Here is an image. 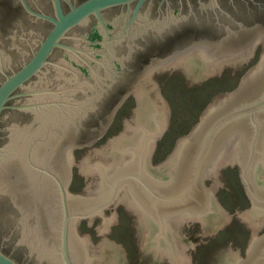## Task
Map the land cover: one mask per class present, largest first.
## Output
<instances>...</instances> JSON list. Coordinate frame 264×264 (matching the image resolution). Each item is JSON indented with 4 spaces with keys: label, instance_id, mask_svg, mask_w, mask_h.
<instances>
[{
    "label": "water",
    "instance_id": "water-1",
    "mask_svg": "<svg viewBox=\"0 0 264 264\" xmlns=\"http://www.w3.org/2000/svg\"><path fill=\"white\" fill-rule=\"evenodd\" d=\"M51 1L54 16L20 0L33 22L49 21L52 27L0 85V264H119L126 260L124 244L90 246L92 241H81L78 231L81 219L101 214L115 202L142 211L145 251H159L156 263L168 248L170 264H192L186 251H197L195 246L169 223L180 228L178 223H203L207 218L202 237H215L218 226L229 225L230 214L206 185L221 157H227L224 166L240 165L252 208L242 223L263 229L264 53L233 91L212 99L200 122L178 141L172 157L154 167L155 141L164 137L170 105L159 86L141 88L139 82L147 85L151 72L167 69L162 66L177 55L153 60L138 74L134 60L152 43L182 33L184 26L213 22L216 41H205L207 50L198 52V58L182 57L173 70L187 66V74H196V83L220 78L221 71L250 60L248 55L232 56L264 40V29L248 28L211 2L152 10L149 4L144 7L151 0H87L66 12L61 0ZM132 3L134 12L114 19L107 28L103 11ZM93 15L101 25L99 46L85 35ZM56 50L62 54L59 66L34 83L27 102L13 113L9 103L16 92L40 75ZM135 94L142 104L139 119L128 121V135L116 140L108 154L99 151L98 159L81 164L90 198L72 195L70 151L82 147L87 130L94 135L88 145L103 136L118 107ZM20 111L27 121L18 119ZM116 220L113 215L99 220V231L107 234L109 223L115 225ZM249 247L247 257L236 264H264V233Z\"/></svg>",
    "mask_w": 264,
    "mask_h": 264
},
{
    "label": "rangeland",
    "instance_id": "rangeland-1",
    "mask_svg": "<svg viewBox=\"0 0 264 264\" xmlns=\"http://www.w3.org/2000/svg\"><path fill=\"white\" fill-rule=\"evenodd\" d=\"M260 51L255 60L221 71L220 78L196 83V74H187V66L173 70L181 57L168 65L167 69L159 73L151 72L147 85L139 82L141 88L159 86L158 92L170 105L164 137L155 141L152 167L172 157L178 141L190 134L200 122L213 98L230 93L240 84L246 73L259 63ZM139 104L142 102L136 94L129 96L112 126L109 142L105 145L101 141L93 148L108 154L110 147H116L115 141L128 135V121L133 123L139 119ZM98 158L72 159L76 180L72 195H80L76 191L85 192L86 175L81 164ZM220 162V167H217L216 173L214 171L206 185L215 192L216 201L230 214L229 225L218 226L215 237H202L204 223H178L180 228H176V223H169L172 231L184 232V241L192 242L195 246L197 251H186V255H192V264H223L224 258L230 255V244L239 248L246 247L250 245L251 239L261 235L260 229H254L256 223H242L243 215L252 208L239 163L224 166L227 157H221ZM215 183L217 186L213 188ZM128 206L130 203L118 206L116 224L109 223L107 234L99 231L97 220L92 229L87 228L81 232V241H92L90 246L111 241L112 246L124 244L126 260H121L119 264H170L165 251L168 248L161 252V263H156L159 251H145L146 238L141 230V212L129 209ZM115 208L110 207L107 215L109 212L112 215ZM212 247H223L224 250Z\"/></svg>",
    "mask_w": 264,
    "mask_h": 264
},
{
    "label": "flooded vegetation",
    "instance_id": "flooded-vegetation-1",
    "mask_svg": "<svg viewBox=\"0 0 264 264\" xmlns=\"http://www.w3.org/2000/svg\"><path fill=\"white\" fill-rule=\"evenodd\" d=\"M39 1L41 3H38L37 0H28L34 11L41 13L43 12L46 15L54 16V6L52 4V1ZM85 1L87 0H61L63 9L66 12L70 11L73 6H78ZM200 2L204 4L211 2V4L221 6L230 14L234 15V17L240 20L248 28H254L255 26H258L264 29V0H151L146 3L144 7H147L149 4L152 10H157L160 6L164 9L168 6L184 7L185 9H187L189 4L194 3L195 5ZM135 6L136 3H132L131 5H121L119 7L110 8L103 11L102 16L104 19V24L107 26V28H112L114 19L124 15H131L134 12ZM144 7L142 8V10L144 9ZM32 17L35 18L34 16ZM51 27L52 23L49 21L38 19V21L33 22L31 16L27 13L20 0H0V85L5 81L7 75L13 74L32 55L34 48H36L40 44L39 41L41 40L42 36L47 34ZM100 28L101 25L98 22L97 17L94 15L90 17L85 26V29L87 30L85 35L90 40V42L93 43V45L95 44L96 46H99L102 41V36L99 33ZM32 29L36 32H34ZM78 34L79 32L73 33V35L76 36ZM81 35L82 33L80 34V36ZM217 36V27L213 24V22H203L198 26H192L191 24H189L188 26H184V30L182 33L178 34L175 37L167 39L164 43H152L151 41V47L146 49L145 54L141 53L135 57V74L141 72L144 67L150 64L153 60H166L170 56L177 55L169 63L162 66L165 67L173 63L175 60L188 55H190V57L192 56L193 58H198V52L207 50L209 47V45L205 44L204 42L206 41L207 43L208 41L210 42L209 44H213V42L216 41ZM33 37L35 40H33ZM64 41H67V39H65ZM258 50H261L259 53V57L261 58L262 53L264 52V40L259 42L255 47H253V49L232 57H235L234 59H237L241 56L248 55L250 57V60H255L258 56ZM60 55L62 54L57 53L56 50L55 53L51 56L46 68L40 73V75L29 80V82H27L23 88L19 89L16 92L17 96L9 103L15 108V110H12L13 113L19 111L18 108L23 106L27 102L28 96H26V93L28 92V90H31L34 83L37 82L40 77L44 78L45 76L46 78L48 76H51V73L54 72L53 69L56 68V66H59L58 61ZM86 71L87 70L84 69V72ZM156 72H158V70L154 71V73ZM127 85L128 84H126L125 86ZM127 100L128 97L118 107L114 119L111 122L110 126L107 128L104 135L99 137V139H97V141H95L91 145H88L87 142L94 135L90 136V132L89 130H87L88 133L83 135V138L81 139L82 142H80L82 143V147H76L72 151H70L71 159H76L78 157H98L101 155L99 151L93 147L99 145L101 141H103L105 145L109 142V136L112 133V126L117 120L120 109L125 105ZM17 113V117L19 120H28L25 112L20 111ZM9 118L12 119L13 114H11ZM73 172V168L71 167L72 176L68 187L71 191H75L76 186L75 175ZM76 192L82 196L90 198V192ZM112 205L116 206V208L112 210V215L118 216V206H120L121 203L119 204L118 202H115ZM109 208L105 209L101 214L94 215L91 218L81 219L82 221H87V223L91 222V225L89 223L87 225L80 222V224L78 225V231L82 232L87 228L92 229L91 227L95 225L97 220H104L106 217H108V215L111 216L110 212L108 213V215L106 214ZM128 208L134 209L131 206H128ZM185 219L184 221H187ZM203 220L204 224L208 221L207 218H204ZM259 233H264V229H260ZM202 234H206L205 230H202ZM249 246L242 248H239L238 246L229 247L230 249L228 252L231 255L225 257V264H236L238 262L241 263V261L247 257V253L250 249ZM213 249L224 250L223 247H215Z\"/></svg>",
    "mask_w": 264,
    "mask_h": 264
},
{
    "label": "bare ground",
    "instance_id": "bare-ground-1",
    "mask_svg": "<svg viewBox=\"0 0 264 264\" xmlns=\"http://www.w3.org/2000/svg\"><path fill=\"white\" fill-rule=\"evenodd\" d=\"M227 163V162H226ZM220 164H221V162H220ZM223 164H225V162L223 163ZM218 167H220V165L218 166ZM215 173H216V171H215ZM219 173V172H218ZM212 177V176H211ZM214 178V177H213ZM218 183V182H217ZM215 185H216V183L213 185V188H215ZM217 186V185H216ZM214 190V189H213ZM212 191V190H211ZM139 212H141V215H142V211H139ZM142 217V216H141ZM179 232V231H178ZM166 252H167V250H165ZM249 258H250V256H249Z\"/></svg>",
    "mask_w": 264,
    "mask_h": 264
}]
</instances>
